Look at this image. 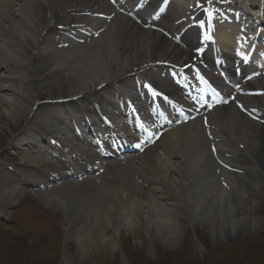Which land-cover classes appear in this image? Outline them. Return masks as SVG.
I'll return each mask as SVG.
<instances>
[{
  "label": "bare ground",
  "instance_id": "6f19581e",
  "mask_svg": "<svg viewBox=\"0 0 264 264\" xmlns=\"http://www.w3.org/2000/svg\"><path fill=\"white\" fill-rule=\"evenodd\" d=\"M123 1L130 5L115 0H0V73L4 74L0 127L5 121H27L23 131L8 141L9 150L1 154L18 170L12 174L10 168H0L1 212L22 188L37 189L38 198L63 211L67 231L76 232L84 250L97 241L99 226L121 220L131 230L141 199L147 203V224L175 229L189 221L190 203L195 212L205 208L221 230L225 223L245 226L255 206L251 199L264 192V73L252 69L264 67L258 64L264 63V33L257 30L264 26V0H235L234 10L226 13L220 10L224 5L220 0ZM100 4L106 17L97 24L94 9ZM140 5L154 19L150 27L130 20L135 14L132 9ZM167 10L162 19L170 25L159 21ZM244 16L251 19L247 25L240 21ZM102 43L105 48L99 49ZM41 44L51 48L39 58L36 51ZM216 52L223 58L217 59L220 63ZM232 55L254 61L247 70ZM211 66L226 72L232 84L217 79ZM155 70L157 82L148 72ZM133 73L146 77L137 81V92L160 89L151 95L150 108L156 111L149 116L139 109L138 104L147 105L140 93L132 99L140 117L114 111L100 95L111 92L121 78L127 88H133ZM7 83L8 87L2 85ZM210 90L215 94L210 95ZM118 92L112 96L118 94L120 99ZM3 94L11 100L6 102ZM158 100L165 110L156 105ZM167 111L173 119L164 115ZM119 118L128 119L130 129ZM62 122L66 131L58 129L59 141L49 144ZM185 123L190 129L184 132ZM97 124L105 128V137L91 130ZM114 126L118 130L112 134ZM75 127L76 138L68 135V129ZM96 139L100 144H95ZM183 140L194 156L187 169L195 175L190 180L194 192L184 191L180 175L187 166L179 151ZM214 143L222 148H214ZM123 152H130L126 162H133L127 170L119 166L125 162ZM173 160L181 164L180 170ZM213 166L232 181L231 189L221 188L213 177L204 180ZM252 168L256 169L253 181L247 174ZM166 170L179 176L173 185L181 215L163 214L157 204L158 192L151 185L163 182L160 172ZM125 171L143 185L136 181L132 190L127 189ZM88 182H94L95 189L80 188ZM111 212L119 213V219Z\"/></svg>",
  "mask_w": 264,
  "mask_h": 264
},
{
  "label": "rangeland",
  "instance_id": "374dc122",
  "mask_svg": "<svg viewBox=\"0 0 264 264\" xmlns=\"http://www.w3.org/2000/svg\"><path fill=\"white\" fill-rule=\"evenodd\" d=\"M95 8L100 10L102 5ZM139 17L142 22L151 23L144 15ZM9 20L16 22L11 17ZM104 44L102 43L99 49L105 48ZM38 48L39 51L40 47ZM99 49L95 51L100 52ZM38 51H36L38 57L41 58L44 54ZM103 55V58L107 57L105 52ZM3 75L0 73V77ZM2 85L8 87L10 84ZM2 97L6 102L11 100L6 94ZM1 112L8 115L6 109L1 108ZM25 119L19 122L10 120L7 124L5 121L0 127V168L18 171L13 164L7 162L8 158H4L1 154L4 150H9L8 141L13 140L16 133L23 131L27 122ZM189 127L190 125L185 123L182 130L185 132L190 129ZM185 145L183 140L179 147L182 160L187 165L180 175L184 180V191L194 192L190 189V180L194 179L195 175L187 170L188 163L194 160V156L193 153L186 151ZM214 148L222 147L214 143ZM28 151L26 149L27 153ZM126 160L127 158L123 160L125 161L123 165H119L125 170L133 165V162H126ZM171 162L175 168L179 170L182 168L178 161ZM252 169L247 174L253 181V173L256 169ZM209 170V175L204 180H210L213 177L214 182L219 183L221 188L224 186L231 189L232 181H229L220 169H215L213 166ZM124 174L128 177L126 182L130 183L127 189L132 190V182L138 181L143 185L142 180H134L130 172L125 171ZM160 174L165 176L164 181L159 180L158 184L151 185L158 192L157 204L162 206L163 214L181 215L182 210L174 198L177 189L173 185V181L179 180V176L167 170ZM93 184L94 182H88L80 188L95 189L96 185L93 186ZM250 186L256 187L253 182H250ZM36 191L37 189L33 188H22L13 199L12 205L8 206L5 211L0 210V264H264V192L259 195L258 199H251L255 206L247 217L245 226L233 227L225 223L223 230H221L220 223L215 220L212 224L211 214L206 212L205 208L199 210L202 213L195 212L190 203L187 204L189 221L175 229H171L168 225L161 227L153 223L147 224L145 222L146 209H144L147 203L141 199L139 214L134 213L131 230L123 226L121 220L117 222H120L118 227H116L117 223L109 224L104 228L99 226L97 227V241L84 250L83 245L77 241L76 232L67 231L68 224L65 223L63 211L38 198L35 195ZM27 193L30 195L27 196ZM111 213L117 220L119 219V213ZM149 214L151 220L154 219L155 215L153 214L152 218V213Z\"/></svg>",
  "mask_w": 264,
  "mask_h": 264
},
{
  "label": "snow or ice",
  "instance_id": "6c2138e0",
  "mask_svg": "<svg viewBox=\"0 0 264 264\" xmlns=\"http://www.w3.org/2000/svg\"><path fill=\"white\" fill-rule=\"evenodd\" d=\"M206 38L210 39V37H206Z\"/></svg>",
  "mask_w": 264,
  "mask_h": 264
}]
</instances>
